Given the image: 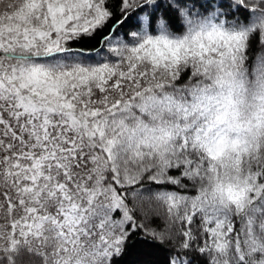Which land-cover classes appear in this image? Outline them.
I'll use <instances>...</instances> for the list:
<instances>
[{
  "label": "snow or ice",
  "instance_id": "snow-or-ice-1",
  "mask_svg": "<svg viewBox=\"0 0 264 264\" xmlns=\"http://www.w3.org/2000/svg\"><path fill=\"white\" fill-rule=\"evenodd\" d=\"M0 264H264V0H0Z\"/></svg>",
  "mask_w": 264,
  "mask_h": 264
}]
</instances>
